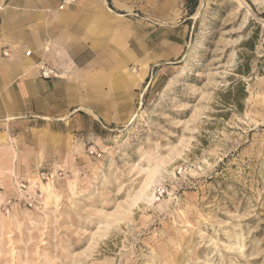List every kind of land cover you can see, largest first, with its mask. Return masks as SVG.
Here are the masks:
<instances>
[{
    "label": "rangeland",
    "instance_id": "obj_1",
    "mask_svg": "<svg viewBox=\"0 0 264 264\" xmlns=\"http://www.w3.org/2000/svg\"><path fill=\"white\" fill-rule=\"evenodd\" d=\"M71 7L80 104L0 106V264H264V0Z\"/></svg>",
    "mask_w": 264,
    "mask_h": 264
},
{
    "label": "crops",
    "instance_id": "obj_2",
    "mask_svg": "<svg viewBox=\"0 0 264 264\" xmlns=\"http://www.w3.org/2000/svg\"><path fill=\"white\" fill-rule=\"evenodd\" d=\"M13 3H0V51L9 53L0 58V106L15 112L42 103L59 113L74 109L80 102L73 101L69 83L77 80L82 83L77 88L85 91V16L70 4L56 9L41 7L40 0ZM42 63L61 77H40ZM97 80L93 74L91 82Z\"/></svg>",
    "mask_w": 264,
    "mask_h": 264
},
{
    "label": "built area",
    "instance_id": "obj_3",
    "mask_svg": "<svg viewBox=\"0 0 264 264\" xmlns=\"http://www.w3.org/2000/svg\"><path fill=\"white\" fill-rule=\"evenodd\" d=\"M74 0H63L62 3L59 5V9H63V7L67 4L72 3ZM1 54H3L4 56L7 55V51L6 50H2ZM25 55L29 56L30 55V51H25ZM39 71H40V77L44 78V79H49V78H57L60 76L59 71L55 68V67H51L48 66L46 64H40L39 65Z\"/></svg>",
    "mask_w": 264,
    "mask_h": 264
},
{
    "label": "trees",
    "instance_id": "obj_4",
    "mask_svg": "<svg viewBox=\"0 0 264 264\" xmlns=\"http://www.w3.org/2000/svg\"><path fill=\"white\" fill-rule=\"evenodd\" d=\"M192 7H194V6H192ZM192 12V10H190V13Z\"/></svg>",
    "mask_w": 264,
    "mask_h": 264
},
{
    "label": "bare ground",
    "instance_id": "obj_5",
    "mask_svg": "<svg viewBox=\"0 0 264 264\" xmlns=\"http://www.w3.org/2000/svg\"><path fill=\"white\" fill-rule=\"evenodd\" d=\"M25 56H27V55H25Z\"/></svg>",
    "mask_w": 264,
    "mask_h": 264
}]
</instances>
